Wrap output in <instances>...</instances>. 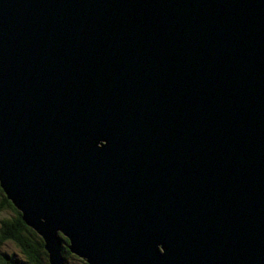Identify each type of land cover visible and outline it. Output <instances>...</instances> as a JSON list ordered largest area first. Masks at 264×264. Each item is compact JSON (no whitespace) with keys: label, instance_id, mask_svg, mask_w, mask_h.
<instances>
[{"label":"water","instance_id":"95a60500","mask_svg":"<svg viewBox=\"0 0 264 264\" xmlns=\"http://www.w3.org/2000/svg\"><path fill=\"white\" fill-rule=\"evenodd\" d=\"M0 187L51 264H264V0H0Z\"/></svg>","mask_w":264,"mask_h":264},{"label":"trees","instance_id":"16d2710c","mask_svg":"<svg viewBox=\"0 0 264 264\" xmlns=\"http://www.w3.org/2000/svg\"><path fill=\"white\" fill-rule=\"evenodd\" d=\"M0 193L2 196L0 211L10 210L13 213L10 218H5L0 223V249L7 243H12L25 257L23 260L16 253L0 250V264H51L45 239L27 226L22 213L8 200L1 187ZM58 238L61 240V252L65 264H88L86 259L78 257L69 250L70 241L66 237L59 233Z\"/></svg>","mask_w":264,"mask_h":264},{"label":"rangeland","instance_id":"374dc122","mask_svg":"<svg viewBox=\"0 0 264 264\" xmlns=\"http://www.w3.org/2000/svg\"><path fill=\"white\" fill-rule=\"evenodd\" d=\"M1 201H2V196L0 193V203H1ZM12 215H13V213L10 210L0 211V223L3 219L10 218ZM0 250L4 251V252H9V253H16L21 259L25 260V257L21 253L20 249L12 243H7Z\"/></svg>","mask_w":264,"mask_h":264}]
</instances>
